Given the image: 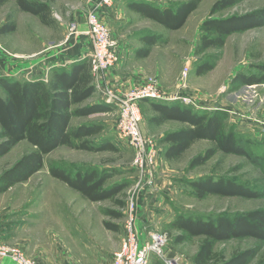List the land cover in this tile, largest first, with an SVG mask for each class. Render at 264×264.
<instances>
[{
    "label": "rangeland",
    "instance_id": "obj_1",
    "mask_svg": "<svg viewBox=\"0 0 264 264\" xmlns=\"http://www.w3.org/2000/svg\"><path fill=\"white\" fill-rule=\"evenodd\" d=\"M43 1L49 4L53 22L51 25L42 23L34 14L21 11L14 0L0 5V26L9 21L16 25L13 32L0 34V76L18 80H46L53 66L70 64L79 54L77 51L80 48L82 52L89 51L85 40L77 41V49H70L71 36L67 39L71 12L78 10V4L82 0ZM147 1L163 7L180 0ZM214 1L202 0L178 30H164L158 24L144 19L134 21L135 28L163 35L151 56L141 63L147 72L145 77L153 76L158 80L164 98L155 101H178L202 111L224 110L227 113L226 130L232 129L243 138L247 150L264 158V85L251 87L231 82L238 72L260 74L257 65L264 63V25L232 33L221 49L208 48L196 53L200 24L208 17ZM261 7H264V0H242L213 16L224 17ZM43 46L47 48L46 51H43ZM215 54H218V60L214 67L197 75V66L203 61L211 60L210 56ZM43 58L45 62H39ZM37 66L36 71L34 67ZM0 95H3L1 89ZM92 100L93 98L88 99L84 104H89ZM139 109L142 131L157 141L158 169L156 184L152 188L154 191L150 192L152 198L148 200L144 196L138 202L136 225L144 235L150 229L168 232L169 254L180 257L184 262H191L202 237L196 236L182 243H173V237L180 231L170 228V222L177 214L215 217L220 213L246 212L264 208V197L210 194L197 198L188 181L212 175L232 178L254 188H264V165L256 166L242 155L217 151L204 164L189 168L192 157L212 146L207 140H197L179 158L166 160L162 156L163 145L158 142L159 137L155 134H163L182 124L166 121L159 126L148 125L146 118L151 114L148 105L140 101ZM85 122L101 123L103 130L91 140H108L115 149L93 152L59 146L44 156L43 167L29 180L14 185L16 204L21 205L18 217L13 219L21 221L18 236L27 237L28 255H32L41 264L69 263L70 255L77 256L84 264H94L95 255L104 252V249L108 251L110 259L120 247L126 200L135 176L131 164L133 150L126 140L115 133L114 109L108 113L74 117L71 125ZM30 149L31 145L27 141L18 142L0 157V173ZM52 162L63 164L70 171L90 167L106 170L110 176L106 186L123 181L128 186L113 198L89 201L80 192L49 174L48 165ZM111 211L119 216L113 215ZM106 222L114 227H107ZM254 246L258 247V252L248 264H259L264 258V243L252 237L216 242L213 249L218 255L229 258L239 250ZM0 264L14 263L1 259ZM150 264L161 263L152 256Z\"/></svg>",
    "mask_w": 264,
    "mask_h": 264
},
{
    "label": "trees",
    "instance_id": "obj_2",
    "mask_svg": "<svg viewBox=\"0 0 264 264\" xmlns=\"http://www.w3.org/2000/svg\"><path fill=\"white\" fill-rule=\"evenodd\" d=\"M8 0H0V5ZM17 7L39 17L44 24L51 25L50 7L43 0H14ZM202 0H184L159 7L147 0H129L128 8L142 18L150 19L164 29L177 30ZM242 0H215L209 15L200 24L196 53L208 48L221 49L226 38L232 33L244 32L264 25V7L214 17ZM15 22H4L0 34L13 32ZM142 46L135 51L136 56L146 57L151 47L158 44L163 36L151 30L141 32ZM211 60L201 62L196 74L211 70L218 54ZM260 74L236 73L232 83L254 85L264 83V63L258 64ZM262 72V73H261ZM0 157L8 153L18 142L25 140L31 149L23 153L12 165L0 173V192L17 183L25 182L43 167L44 156L59 146L100 152L114 150L108 140H91L103 126L99 122L71 125L74 117H86L98 113L111 112L114 107L104 101L84 104L96 90L88 57L77 55L68 66H53L46 80L41 78L18 80L0 76ZM151 114L146 118L148 125L159 126L166 121H176L182 126L164 132L158 139L163 145L162 156L166 160L179 158L197 140H207L212 146L196 154L189 161V168L204 164L217 151L225 154L242 155L256 166L264 165L261 155H253L244 146L243 138L232 129L226 130L227 113L221 109L198 110L178 101L160 102L143 99ZM140 103V102H139ZM157 142V141H156ZM49 174L77 190L89 201L110 199L127 188V182H116L106 186L110 177L106 170L96 168L70 171L63 164L52 162ZM134 179V178H133ZM192 193L197 198L210 194L239 196L244 198L264 197V188H254L243 182L222 176L205 175L188 181ZM115 216L118 213L111 211ZM107 227H114L108 222ZM170 228L180 233L173 237L175 244L196 236H201L197 251L191 258L192 264H248L257 254L258 247H249L233 253L229 258L218 255L213 247L216 242L233 238L252 237L264 243V208L252 209L235 214L220 213L215 217L189 216L177 214L170 222ZM169 253V252H168ZM259 264H264V258Z\"/></svg>",
    "mask_w": 264,
    "mask_h": 264
},
{
    "label": "built area",
    "instance_id": "obj_3",
    "mask_svg": "<svg viewBox=\"0 0 264 264\" xmlns=\"http://www.w3.org/2000/svg\"><path fill=\"white\" fill-rule=\"evenodd\" d=\"M116 0H94L85 10V28L78 29L76 21L68 24L69 36H82L89 47V63L96 79L113 72L119 62L116 41L104 14L113 8ZM183 84V83H182ZM96 88H99L96 85ZM102 99L110 103L116 112L115 133L126 140L133 150L132 167L135 170L133 183L129 187L123 236L120 247L112 255L111 264H150L154 256L161 264H192L168 253L169 235L166 231L147 230L145 235L136 225L138 202L144 193L154 191L158 169V148L156 139L141 129L142 116L139 102L143 99H163L158 80L147 76L137 85L121 90L102 85ZM168 99V98H166ZM142 194V195H141ZM8 259L14 264H41L18 245L0 242V260Z\"/></svg>",
    "mask_w": 264,
    "mask_h": 264
},
{
    "label": "crops",
    "instance_id": "obj_4",
    "mask_svg": "<svg viewBox=\"0 0 264 264\" xmlns=\"http://www.w3.org/2000/svg\"><path fill=\"white\" fill-rule=\"evenodd\" d=\"M128 1L129 0H116L113 8H111L108 11V13L104 14L103 16V20L108 25L110 32L116 41V50L119 54V62L116 65V67L113 69V72L99 77L97 81L94 78V82L96 85H98L99 88H96L95 93L90 98H88V99L93 98V100L89 101V103L103 100L101 96L102 91L100 89L102 88V85H108L115 88H119L121 90H126L134 85L140 84L144 80L145 75L147 73L146 69L143 67L141 63L143 60H146L151 56L152 50L156 45L159 44L158 43L151 47L148 56L146 57L136 56L135 51L142 46V43L139 39L140 34L145 30L141 28H135L134 21L137 19H144L148 21H152V20L147 18H142L138 13L128 8L127 6ZM180 1H184V0H180ZM93 2L94 0H82L78 4V10L71 12L70 21H76L78 29L85 28V10ZM79 40L80 42L84 41V38L82 36L77 37L72 35L71 36L72 44L70 43L71 45L70 49H77L78 46L76 45V43ZM42 48L43 51H46L47 49L45 46H43ZM77 52H79V54L77 55H80L81 58L87 57V54L89 53V51L82 52V48H80L79 51ZM47 59L49 60V58ZM39 62H45V58L39 60ZM68 65L69 64H66L64 66H68ZM38 67L39 66L34 67V69L36 70ZM258 85H264V83L254 84L250 86L254 87ZM155 135L160 137L162 133H156ZM14 188L15 186H12L6 191L0 192V242H6V243L18 245L21 248L25 249V251L27 252V250L29 249V245H28L29 240L27 239V237L24 238L22 236H18L19 233L21 232L19 225L21 221L13 220L14 218L18 217V212H20L19 209L21 206L16 204L17 198L15 197L14 194L17 193L13 190ZM4 195H6L7 197L4 198ZM144 196L146 197V199L148 198V200L149 198L150 199L152 198V196L149 193H144ZM143 198L144 197H140L139 200L140 199L142 200ZM111 259L112 257L109 259L108 251L104 249V252L101 251L99 255H95L94 264H111ZM69 261H70L69 263H64V264H84V262H81L77 258V256L73 257L72 255H70Z\"/></svg>",
    "mask_w": 264,
    "mask_h": 264
}]
</instances>
